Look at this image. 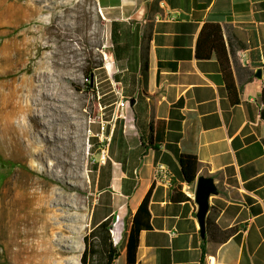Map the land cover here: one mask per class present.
Segmentation results:
<instances>
[{
    "label": "crops",
    "instance_id": "0c3cea01",
    "mask_svg": "<svg viewBox=\"0 0 264 264\" xmlns=\"http://www.w3.org/2000/svg\"><path fill=\"white\" fill-rule=\"evenodd\" d=\"M99 5L108 49L96 69L93 124L97 133L105 126L102 134L111 140L110 158L100 163L103 144L93 137L90 225L113 214L123 219L126 264L128 231L145 200L139 220L149 226L139 233V264H264V78L255 74L264 67V0H159L158 9L138 0ZM208 22L223 27L237 104L219 60L197 58ZM181 154L201 162L193 183L183 177ZM160 163L166 172L157 175ZM201 176L217 186L204 222L196 199Z\"/></svg>",
    "mask_w": 264,
    "mask_h": 264
},
{
    "label": "rangeland",
    "instance_id": "374dc122",
    "mask_svg": "<svg viewBox=\"0 0 264 264\" xmlns=\"http://www.w3.org/2000/svg\"><path fill=\"white\" fill-rule=\"evenodd\" d=\"M105 22L99 0H0V154L17 163L0 185V264H82L103 130L85 70L105 64Z\"/></svg>",
    "mask_w": 264,
    "mask_h": 264
},
{
    "label": "trees",
    "instance_id": "16d2710c",
    "mask_svg": "<svg viewBox=\"0 0 264 264\" xmlns=\"http://www.w3.org/2000/svg\"><path fill=\"white\" fill-rule=\"evenodd\" d=\"M148 5L152 9H158L159 0H154ZM196 55L198 59H210L215 56L219 60L231 102L233 104L239 103V92L235 83L230 56L224 39V30L221 24L208 22L204 25L198 38ZM233 55L235 56V54ZM102 66L103 64L99 63L85 70L86 86L91 92L96 91L95 83H91V75L94 73L95 76V69ZM142 70L145 77H147V60L144 61ZM253 74L254 72L250 71V78L253 77ZM261 98L264 101V89L262 90ZM261 116L264 119V107L261 110ZM179 161L185 181L193 183L201 166L198 157L191 154H181ZM16 166V162L6 159L0 154V185ZM183 198L189 199L186 195ZM145 208H147V201L144 200L132 219L126 243V264H139L137 262L139 233L143 225L149 226V223H142L139 220V214ZM123 228V219L114 214L93 226L84 236L85 247L81 256V263L115 264L116 259L120 255L118 242H116L115 238ZM226 234L228 236L229 231H226Z\"/></svg>",
    "mask_w": 264,
    "mask_h": 264
},
{
    "label": "water",
    "instance_id": "95a60500",
    "mask_svg": "<svg viewBox=\"0 0 264 264\" xmlns=\"http://www.w3.org/2000/svg\"><path fill=\"white\" fill-rule=\"evenodd\" d=\"M255 74L257 77H261L262 68H259ZM93 80H94V73H92L91 75V83H93ZM216 191H217V186L214 182V179L211 176H201L199 178L196 199L199 203V218L202 222L205 221V217L210 205V196Z\"/></svg>",
    "mask_w": 264,
    "mask_h": 264
},
{
    "label": "built area",
    "instance_id": "2783aa9c",
    "mask_svg": "<svg viewBox=\"0 0 264 264\" xmlns=\"http://www.w3.org/2000/svg\"><path fill=\"white\" fill-rule=\"evenodd\" d=\"M262 76L264 78V67L262 68ZM102 129H105V126H102ZM105 136L101 134V142H102V147L100 149V156H99V162L100 163H106L108 161L109 157V151H108V141L104 139ZM166 172V167L164 164L160 163L157 166L156 169V174H164Z\"/></svg>",
    "mask_w": 264,
    "mask_h": 264
},
{
    "label": "bare ground",
    "instance_id": "6f19581e",
    "mask_svg": "<svg viewBox=\"0 0 264 264\" xmlns=\"http://www.w3.org/2000/svg\"><path fill=\"white\" fill-rule=\"evenodd\" d=\"M70 5V4H69ZM70 8V7H69ZM62 13V12H61ZM33 52V51H32ZM11 202V201H10ZM27 217V216H26Z\"/></svg>",
    "mask_w": 264,
    "mask_h": 264
}]
</instances>
